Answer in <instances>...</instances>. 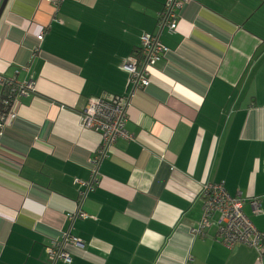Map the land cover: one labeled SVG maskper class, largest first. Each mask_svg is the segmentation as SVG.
<instances>
[{
  "label": "crops",
  "instance_id": "crops-1",
  "mask_svg": "<svg viewBox=\"0 0 264 264\" xmlns=\"http://www.w3.org/2000/svg\"><path fill=\"white\" fill-rule=\"evenodd\" d=\"M164 2L7 0L0 74L34 88L0 130V264H264L215 226L192 233L207 183L257 198L259 213L243 209L264 231V0H187L150 84L132 90L121 64ZM101 93L131 95L133 139L115 141L93 180L100 132L80 112ZM53 240L71 262L47 260Z\"/></svg>",
  "mask_w": 264,
  "mask_h": 264
},
{
  "label": "built area",
  "instance_id": "built-area-1",
  "mask_svg": "<svg viewBox=\"0 0 264 264\" xmlns=\"http://www.w3.org/2000/svg\"><path fill=\"white\" fill-rule=\"evenodd\" d=\"M187 0H165L164 6L157 17V30L151 33H144L140 38V45L121 64V68L128 74V82L132 90L145 88L150 84V69L157 61L165 56L166 45L160 38V33L166 29L168 33L176 31L178 26L179 11ZM43 33L37 36L38 43L33 48V53L40 48ZM0 85L3 86V94L0 100V130L10 124L18 114V106L22 96L34 88V81H17L8 79L0 74ZM130 93V92H129ZM128 93V94H129ZM107 95L101 93L88 98V101L80 113V124L83 128L94 129L100 132V144L92 164L91 177L94 180L97 174L96 165L104 156L109 155L110 148L118 138L133 137L126 131L125 125L128 118V104L130 96ZM89 184V183H88ZM80 191V195H84ZM203 214L198 225L192 229L195 235H205L210 226H215V238L228 246L237 243L248 245L259 254H264V231L256 228L251 219L244 212V205H250L252 212H260V205L257 198H244L236 194L227 193L220 183H207L202 188ZM86 217V213L70 215ZM68 242L82 246L81 240L74 236H65ZM45 254L48 261L62 260L71 262L69 252L63 249L62 243L51 241L45 247Z\"/></svg>",
  "mask_w": 264,
  "mask_h": 264
},
{
  "label": "water",
  "instance_id": "water-1",
  "mask_svg": "<svg viewBox=\"0 0 264 264\" xmlns=\"http://www.w3.org/2000/svg\"><path fill=\"white\" fill-rule=\"evenodd\" d=\"M6 3H7V0H2L1 1V4H0V16H1L3 10H4V7H5Z\"/></svg>",
  "mask_w": 264,
  "mask_h": 264
},
{
  "label": "rangeland",
  "instance_id": "rangeland-1",
  "mask_svg": "<svg viewBox=\"0 0 264 264\" xmlns=\"http://www.w3.org/2000/svg\"><path fill=\"white\" fill-rule=\"evenodd\" d=\"M0 1H2V0H0ZM0 4H1V2H0Z\"/></svg>",
  "mask_w": 264,
  "mask_h": 264
},
{
  "label": "bare ground",
  "instance_id": "bare-ground-1",
  "mask_svg": "<svg viewBox=\"0 0 264 264\" xmlns=\"http://www.w3.org/2000/svg\"><path fill=\"white\" fill-rule=\"evenodd\" d=\"M81 113V112H80Z\"/></svg>",
  "mask_w": 264,
  "mask_h": 264
},
{
  "label": "trees",
  "instance_id": "trees-1",
  "mask_svg": "<svg viewBox=\"0 0 264 264\" xmlns=\"http://www.w3.org/2000/svg\"><path fill=\"white\" fill-rule=\"evenodd\" d=\"M43 39V38H42Z\"/></svg>",
  "mask_w": 264,
  "mask_h": 264
}]
</instances>
